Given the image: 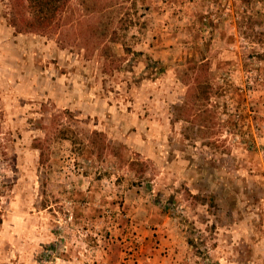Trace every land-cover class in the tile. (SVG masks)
<instances>
[{
    "label": "rangeland",
    "instance_id": "obj_1",
    "mask_svg": "<svg viewBox=\"0 0 264 264\" xmlns=\"http://www.w3.org/2000/svg\"><path fill=\"white\" fill-rule=\"evenodd\" d=\"M55 8L0 0V264H264V0Z\"/></svg>",
    "mask_w": 264,
    "mask_h": 264
},
{
    "label": "crops",
    "instance_id": "obj_2",
    "mask_svg": "<svg viewBox=\"0 0 264 264\" xmlns=\"http://www.w3.org/2000/svg\"><path fill=\"white\" fill-rule=\"evenodd\" d=\"M150 221L149 218L146 219V236L142 239L144 254L135 260L136 264H180V261L184 258L181 250H177L180 244L176 241V237L165 234V232L162 231L163 224L161 223H158L157 230L154 227V230H152L150 225H147ZM154 224L157 223H153V225ZM153 238L157 239L159 242H155ZM105 263L106 261L103 264Z\"/></svg>",
    "mask_w": 264,
    "mask_h": 264
},
{
    "label": "trees",
    "instance_id": "obj_3",
    "mask_svg": "<svg viewBox=\"0 0 264 264\" xmlns=\"http://www.w3.org/2000/svg\"><path fill=\"white\" fill-rule=\"evenodd\" d=\"M30 7H35L38 11L36 15V21L43 25H49L52 21V17L49 13L56 10V3L60 0H27Z\"/></svg>",
    "mask_w": 264,
    "mask_h": 264
}]
</instances>
